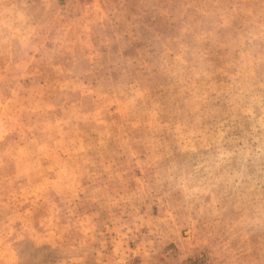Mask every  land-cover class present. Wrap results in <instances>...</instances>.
I'll return each mask as SVG.
<instances>
[{
	"label": "rangeland",
	"instance_id": "1",
	"mask_svg": "<svg viewBox=\"0 0 264 264\" xmlns=\"http://www.w3.org/2000/svg\"><path fill=\"white\" fill-rule=\"evenodd\" d=\"M0 264H264V0H0Z\"/></svg>",
	"mask_w": 264,
	"mask_h": 264
}]
</instances>
